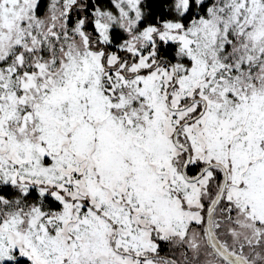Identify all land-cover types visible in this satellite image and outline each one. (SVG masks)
<instances>
[{
    "label": "snow or ice",
    "instance_id": "1",
    "mask_svg": "<svg viewBox=\"0 0 264 264\" xmlns=\"http://www.w3.org/2000/svg\"><path fill=\"white\" fill-rule=\"evenodd\" d=\"M0 264H264V0H0Z\"/></svg>",
    "mask_w": 264,
    "mask_h": 264
}]
</instances>
